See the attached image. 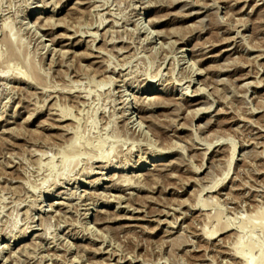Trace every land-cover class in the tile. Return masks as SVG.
Listing matches in <instances>:
<instances>
[{"label": "rangeland", "instance_id": "rangeland-1", "mask_svg": "<svg viewBox=\"0 0 264 264\" xmlns=\"http://www.w3.org/2000/svg\"><path fill=\"white\" fill-rule=\"evenodd\" d=\"M263 211L264 0H0V264H243Z\"/></svg>", "mask_w": 264, "mask_h": 264}, {"label": "bare ground", "instance_id": "bare-ground-1", "mask_svg": "<svg viewBox=\"0 0 264 264\" xmlns=\"http://www.w3.org/2000/svg\"><path fill=\"white\" fill-rule=\"evenodd\" d=\"M82 1V0H81ZM79 3V2H78ZM27 15H33V16H36V17H39V13L38 12H34L33 11V9H31V10H29L28 11V13H27ZM8 45H13V42H11L10 41V39H8ZM182 52V51H181ZM183 53V52H182ZM188 65V64H187ZM193 68V67H192ZM106 70V69H105ZM199 71V70H198ZM24 75H25V73H24ZM27 77V76H26ZM201 89V88H200ZM203 90V89H202ZM140 94L141 95H143V98H164L165 97V95L164 94H166V90L164 91V90H162V89H156V91L154 90L153 91V89H152V87L150 86V87H146V89H144L143 91H141L140 92ZM149 95H152L151 97L149 96ZM187 97H188V95H187ZM154 99V100H155ZM183 100H185V101H188L187 99H186V97L183 99ZM150 101V100H149ZM196 102V101H195ZM146 103V102H145ZM167 103V102H166ZM169 104V103H168ZM171 104V103H170ZM164 105V104H163ZM193 110V109H192ZM195 110V109H194ZM64 114L65 113H63V116H64ZM66 115V114H65ZM195 116V115H194ZM8 122V121H7ZM151 123V122H150ZM75 143V140H74V138L73 139H71L70 140V142L68 143V146L69 147H72L73 145H75L74 144ZM67 146V147H68ZM73 147H75V146H73ZM72 147V148H73ZM75 150V149H74ZM65 151V150H64ZM69 152V151H68ZM172 152V151H171ZM63 153V152H62ZM70 153V152H69ZM167 153H154L153 155H151L150 157L151 158H146V159H143V161H141L140 163H138L137 165H136V170L138 171V170H143L144 172H142L141 174H145V173H147V172H149L150 171V169L152 170V171H156V170H160V169H162V168H160L161 166L163 167L165 164H166V155ZM64 156H65V154H63ZM62 155V156H63ZM73 155V154H72ZM105 155V154H104ZM102 157H104V156H102ZM71 158V157H70ZM70 158L69 159H65V157H64V159L62 158V160H64V161H62L63 162V164L62 165H64L63 167L65 168L66 166H68L72 161L70 160ZM100 158V157H99ZM231 159H232V157H231ZM99 161H100V159H99ZM166 161V162H165ZM170 162V161H169ZM167 165H168V163H167ZM63 168V169H64ZM106 168H108V166L107 167H105V169ZM110 168V167H109ZM119 168V167H118ZM160 168V169H159ZM122 170H125V167L124 168H121ZM87 174L89 175L90 174V172L88 171L87 172ZM136 174H140V172H138V173H136ZM150 174V173H149ZM149 174H146L147 176L149 175ZM157 176V175H156ZM103 178H104V176L103 177H100V178H97L96 180H94V181H92V183H91V186L92 187H96L97 185H99V180L100 179H102L103 180ZM151 179L153 178V177H150ZM155 178V177H154ZM105 179V178H104ZM124 179V178H123ZM125 181V180H124ZM154 181V180H153ZM90 183V182H89ZM156 184V183H155ZM153 188V187H152ZM120 196V195H119ZM47 205H51V202H49V203H47ZM128 208V207H127ZM97 211H99V210H97ZM86 215V214H85ZM260 215V214H259ZM258 218H260V220L258 221V224L260 223H262L263 225H264V211H263V213H261V215L260 216H257ZM134 219V218H133ZM108 220V219H107ZM246 223V222H245ZM245 223L243 222L242 224H244V226H245ZM248 223H250V221H248ZM251 223H252V221H251ZM250 223V224H251ZM252 224H254V223H252ZM260 224H259V226H260ZM255 225V224H254ZM253 225V226H254ZM251 226V225H250ZM249 226V227H250ZM30 227V226H29ZM261 227H263V226H261ZM88 230V229H87ZM27 232V231H26ZM91 232V231H90ZM25 234L26 233H23V235L21 236V237H19V238H22V237H24L25 236ZM208 234H206V236H207ZM211 235V234H210ZM238 245H240L242 242H241V240L240 239H237V242H236ZM260 244V243H259ZM253 245V243H251V245L250 244H248V247H246V246H244V248L243 247H241V248H239L238 250H237V253H238V255L243 259V264H264V251L262 250V249H259V246L257 245V248L259 249H257L256 248V246H252ZM262 245V244H261ZM260 245V246H261ZM246 247V248H245ZM262 247V246H261ZM253 248H256L257 249V253L255 252V256L254 255H252V251H253Z\"/></svg>", "mask_w": 264, "mask_h": 264}]
</instances>
